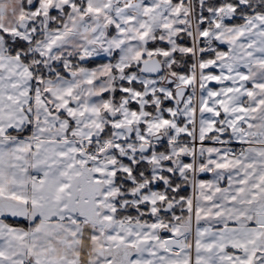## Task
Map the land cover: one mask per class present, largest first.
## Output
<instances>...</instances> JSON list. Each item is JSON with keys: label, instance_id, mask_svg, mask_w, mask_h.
Returning a JSON list of instances; mask_svg holds the SVG:
<instances>
[{"label": "rangeland", "instance_id": "obj_1", "mask_svg": "<svg viewBox=\"0 0 264 264\" xmlns=\"http://www.w3.org/2000/svg\"><path fill=\"white\" fill-rule=\"evenodd\" d=\"M207 1L163 0L169 6L161 14L156 0H124L121 6L116 0H0V57L11 46L7 39L28 45L22 55L34 86L30 120L35 132L57 137L43 142L46 148L39 153L47 161L41 165L45 176L34 186L39 189L32 214H63L99 225L103 264H193L189 249L165 250L164 243L171 248L183 239L163 240L192 227L195 180L204 169L199 152L206 145L244 146L219 131L227 132V118L237 122L234 107L246 88L242 68L264 60V15L230 24L244 2L220 0L213 8ZM182 31L189 44L181 47L176 40ZM155 34L166 49L149 48ZM179 52L193 58L187 73L175 59ZM152 56L164 67L157 77L138 68ZM92 59L104 62L86 66ZM167 77L173 82L166 83ZM178 86L188 89L180 105L174 95ZM155 135L162 139L152 142ZM80 137L100 140L92 144L99 146V155L84 151ZM138 144L148 145V152L132 154L129 146ZM140 161L148 163L149 178L134 176ZM181 185L188 186L183 197ZM118 209L139 215L118 219ZM197 233L194 228L189 239Z\"/></svg>", "mask_w": 264, "mask_h": 264}, {"label": "crops", "instance_id": "obj_2", "mask_svg": "<svg viewBox=\"0 0 264 264\" xmlns=\"http://www.w3.org/2000/svg\"><path fill=\"white\" fill-rule=\"evenodd\" d=\"M161 1L156 0L158 10L165 14L169 5ZM242 82L246 88L234 107L237 122L227 118V132L219 131L244 142L242 152L230 155L225 147L214 145L201 149L206 174L195 180L192 227L163 240L183 239L171 248L164 243L165 250L189 249L193 264H264V225L255 222L258 214H264V60L242 68ZM33 88L26 63L4 53L0 57V264H103L104 233L99 225L63 214H32L39 189L34 186L45 176L41 165L47 161L39 153L42 146L46 148L43 142L57 139L35 132L30 120ZM8 219L24 221L26 227ZM194 228L197 237L189 239Z\"/></svg>", "mask_w": 264, "mask_h": 264}, {"label": "trees", "instance_id": "obj_3", "mask_svg": "<svg viewBox=\"0 0 264 264\" xmlns=\"http://www.w3.org/2000/svg\"><path fill=\"white\" fill-rule=\"evenodd\" d=\"M212 1H215V4H217L215 6V4L212 2ZM219 1L220 0H208V5H210V7H217L219 4ZM223 4H233V5H238L240 4L239 0H223ZM242 2H244V5H242V7L239 5L237 10L234 12V18L230 20V24H233V23H242V25L245 23V18L248 17V16H251V15H264V0H242ZM212 3V4H211ZM221 4V5H223ZM206 13V12H205ZM241 17V18H240ZM65 19V17L63 18H60V19H57V21L59 23H61V21L63 22V20ZM52 28V27H51ZM182 37V38H181ZM184 37V38H183ZM188 37V34L183 31L181 33L178 34L177 36V45L179 46H184V45H187L189 44L188 42V39H186ZM8 38V37H6ZM6 44L7 46L9 47V49L7 50L6 53H8L9 55H17L24 63H28V61L26 60L25 56L22 55V52L26 50V47L28 46L26 43H23L22 41H20L19 39H16L14 42H10L8 39L6 40ZM179 43V44H178ZM167 43L165 41H162L160 38H159V34H155V39L152 41V42H149V48H164L166 49L167 48ZM20 54V55H19ZM175 59H178V64L180 65V70L183 72V73H187L189 72L190 70V65L193 63V58L191 56L190 53L186 54V53H181L179 52L178 54L175 55ZM179 60H180V63H179ZM104 61L102 59H92L90 61H87L85 64L86 66H95L97 64H100V63H103ZM83 64V63H82ZM182 66V67H181ZM185 66V67H184ZM139 68V67H138ZM184 68V70H183ZM138 70V69H136ZM14 133H17V132H14ZM23 134V132H19V134ZM184 138H187L186 135H183ZM139 174H143L145 176V178H149V167H148V163L144 162V161H140V162H137L136 165L133 167V174L134 176L137 178V180H140V176L138 175ZM115 185L116 186H119L120 185V182L118 179L115 180ZM128 188L131 187V185H127ZM182 186V185H181ZM120 190L123 192H126L128 189H126V186L125 187H121L120 186ZM188 191V186L187 188L185 189V191L181 190V187L179 188V191H178V196L179 197H183ZM126 198H129L127 195H124ZM113 198V197H112ZM125 212V213H123ZM116 214H117V217L118 219L121 218V217H124V216H135V217H138V213L136 210L134 209H130V210H123V211H120L119 209L116 211ZM9 223H11L12 225H15V226H20V227H26V223L24 221H16V220H11V219H8L7 220Z\"/></svg>", "mask_w": 264, "mask_h": 264}, {"label": "water", "instance_id": "obj_4", "mask_svg": "<svg viewBox=\"0 0 264 264\" xmlns=\"http://www.w3.org/2000/svg\"><path fill=\"white\" fill-rule=\"evenodd\" d=\"M21 26L23 28L24 24L22 23ZM162 70H163L162 64H161L160 60L157 57H152V58H149V59H146V60L142 61L141 66H140V72L144 76L155 77V76H158L162 72ZM69 75L73 76L74 74L73 73H69ZM173 80H174L173 78L167 77L166 78V83H168V84L172 83ZM186 92H187V88L185 86L176 87L174 95H175V98H176L178 104L182 103L183 97L185 96ZM126 130H127L128 137H129L130 128L126 127ZM161 139H162V135H158L156 137H153V140H156V141L161 140ZM148 150H149V146L146 145V144H142L140 146V150L139 151L142 154H146L148 152ZM204 174H206V170L205 169H201L199 171V173H198L199 176L204 175ZM136 193H137V197H139L140 193H141V189L138 188L136 190ZM168 208H169V206L166 207V209H168ZM255 222H256L257 225L263 226L264 225V214H258L256 216ZM165 232H166V229H162L161 230V233H165Z\"/></svg>", "mask_w": 264, "mask_h": 264}, {"label": "built area", "instance_id": "obj_5", "mask_svg": "<svg viewBox=\"0 0 264 264\" xmlns=\"http://www.w3.org/2000/svg\"><path fill=\"white\" fill-rule=\"evenodd\" d=\"M123 3H124V0H116V5L117 6L123 5ZM78 140H79V144H80L81 148L84 151H87L88 154L94 155V156L99 155V153H100L99 146L96 144L95 147H93L92 144L94 142H98L100 140H96V139L93 140L90 137H80ZM34 145H37V143H35ZM236 145H237V143L229 142L228 145H227V153L230 154V155L240 154L242 151H241V149L235 148Z\"/></svg>", "mask_w": 264, "mask_h": 264}, {"label": "flooded vegetation", "instance_id": "obj_6", "mask_svg": "<svg viewBox=\"0 0 264 264\" xmlns=\"http://www.w3.org/2000/svg\"><path fill=\"white\" fill-rule=\"evenodd\" d=\"M43 21L46 23V21L48 20V18H47V16H43ZM47 25H48V21H47ZM152 57H157V56H152ZM152 57H149V58H152ZM149 58H147V59H149ZM159 60H160V58H158ZM143 61V60H142ZM163 67V66H162ZM140 68V67H139ZM163 71H164V67H163V70H162V72L158 75V76H160L162 73H163ZM155 77H157V76H155ZM187 93H188V89H187V92H186V94H185V96L187 95ZM184 96V97H185ZM184 97H183V99H184ZM178 105H180V104H178ZM126 129V128H125ZM127 131V130H126ZM130 136V135H129ZM156 136H158V135H155V136H152L151 137V140H152V142H155L156 140H153V137H156ZM130 142H135L136 143V140H132L131 139V141ZM140 144H138V147L136 148H133V147H130L129 146V151L132 153V154H134V155H136V154H140V155H144V154H141L140 153ZM189 160V159H188ZM199 161H200V158H199ZM200 171V170H199ZM185 188H187V186L186 185H182L181 186V190H184ZM169 206V205H168Z\"/></svg>", "mask_w": 264, "mask_h": 264}, {"label": "bare ground", "instance_id": "obj_7", "mask_svg": "<svg viewBox=\"0 0 264 264\" xmlns=\"http://www.w3.org/2000/svg\"><path fill=\"white\" fill-rule=\"evenodd\" d=\"M87 27V26H86Z\"/></svg>", "mask_w": 264, "mask_h": 264}]
</instances>
